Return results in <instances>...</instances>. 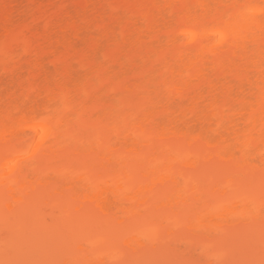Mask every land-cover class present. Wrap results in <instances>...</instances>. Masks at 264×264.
<instances>
[{"label": "bare ground", "instance_id": "bare-ground-1", "mask_svg": "<svg viewBox=\"0 0 264 264\" xmlns=\"http://www.w3.org/2000/svg\"><path fill=\"white\" fill-rule=\"evenodd\" d=\"M2 1L0 264H264V0Z\"/></svg>", "mask_w": 264, "mask_h": 264}, {"label": "rangeland", "instance_id": "rangeland-1", "mask_svg": "<svg viewBox=\"0 0 264 264\" xmlns=\"http://www.w3.org/2000/svg\"><path fill=\"white\" fill-rule=\"evenodd\" d=\"M7 1H8V0H7ZM70 3H71V2H70ZM3 4H4V5L6 4V6H8L6 1H5V3H4L3 1L1 2V0H0V6H3ZM22 4H23V5H22ZM24 4H25V2H22V3H21V6H22V7H20V6H16V7H19V8H20V9L18 8V9H19V10H18V13H17V11H16V13H17L18 15L20 14V10H21V9L24 10ZM19 5H20V4H19ZM71 5H73V8H74V4L71 3ZM4 7H5V6H4ZM4 7H3V8H4ZM16 7H15V8H16ZM66 7H67V6H66ZM68 7L70 8V6H68ZM68 7H67V8H68ZM15 8H14V11H15ZM75 8H76V6H75ZM75 8H74V9H75ZM97 8H98V7H97ZM106 8L108 9V7H106ZM0 9H1V8H0ZM16 9H17V8H16ZM71 9H72V6H71ZM71 9H70V11H71ZM104 9H105V8L103 7V10H104ZM101 10H102V9H101ZM103 10H102V11H103ZM1 11H3V9H2ZM14 11H13V15L15 16L16 14H14V13H15ZM55 11H57V8L54 9V12H55ZM72 11H74V10H72ZM102 11H101V12H102ZM30 12H33V11H30ZM34 12H36V10H35ZM59 12H60V11H59ZM59 12L57 11V13H59ZM78 12H80V11H78ZM78 12H77V13H78ZM103 12H104V11H103ZM106 12H107V11H106ZM108 13H109V9H108ZM27 14H28V13H27ZM27 14H26V15H27ZM80 14H82V13H80ZM80 14H78V15L81 16ZM103 14L105 15V13H103ZM18 15H16V17H17ZM23 15H24V14H23ZM23 15H22V16H23ZM26 15H25V16H26ZM31 15H32V13H31ZM31 15H30V16H31ZM34 15L36 16V13H34ZM83 15H85L86 18H88L89 16H90V17L93 16V15H90L89 12H85V14H83ZM86 15H88V16H86ZM106 15H107V14H106ZM27 16L29 17V15H27ZM57 17H58V16H57ZM82 17H84V16H82ZM26 18H27V17H26ZM26 18H25V19H26ZM104 18L106 19V17H104ZM25 19H24V18L22 19V17H21V18L17 21V23H20V24H21L20 26H22V24H24V23H23V22H24L23 20H25ZM28 19H29V18H28ZM83 19H84V18H82V21H84ZM93 19H94V18H93ZM105 19H104V20H105ZM22 21H23V22H22ZM87 22H88V21H86V23H85V22H83V23H84L85 27L88 28V30H89V28H92V29H93V26L95 25V23H96V25H97V22L95 21L94 24H91V26H90V22L93 23V21H91L90 18H89V22H88V24H87ZM81 23H82V22H81ZM15 24H16V23H15ZM52 24H54V23H52ZM55 24H56V23H55ZM18 27H19V26H18ZM94 27H95V26H94ZM40 29H42V26L39 25L38 30H40ZM95 29H96V28H95ZM95 29H93V30L90 29L91 31L89 30L88 32H89V33H90V32L92 33ZM85 31H87V29H85ZM85 31H84V32H85ZM87 34H88V33H87ZM2 38L5 39L4 36H2ZM0 39H1V37H0ZM3 42H4V41H3ZM3 42H2V44H3ZM0 46H1V45H0ZM44 61H45V60H44ZM44 61L40 63L41 65H43V68L41 69V67H40V68H39V71H40V69H41V71H42V70L45 71V69H46V67H47V60L45 61V63H44ZM42 63H44V64H42ZM39 66H40V65H39ZM49 66H51V65L49 64ZM49 66L47 67V69H49ZM44 68H45V69H44ZM51 68H52V66L50 67V69H51ZM47 69H46V70H47ZM52 70H53V69H52ZM31 71H32V70H30V72H31ZM33 71H36V70H33ZM33 71H32V72H33ZM48 71H49V70H48ZM22 72H23V70H22ZM22 72L19 71V72H17L15 75H16V77H17V76L19 77V78L17 77L18 82H19V81L21 82V80H23L21 83L24 82V85H25V88H26V86H27V85H26V83H27V82H26V79H28V80H31V79H29L28 76L23 77L24 74L22 75ZM45 72H46V71H45ZM49 72H50V71H49ZM51 72H52V71H51ZM56 72H57V71H56ZM0 73H1V70H0ZM23 73H24V72H23ZM47 73H48V72H47ZM2 74H3V73H2ZM26 74H27V73H26ZM53 74H54V72H53ZM53 74H52V75H53ZM15 75H14V77H15ZM49 75H51V73H49ZM54 75H55V74H54ZM54 75L52 76V78L54 77ZM4 76H5L7 79H8V77H9V78L12 77V76H8V77H7L6 75H4ZM29 76H30V75H29ZM57 76H58V73H57ZM1 77H2V76H1ZM5 77H2V78H5ZM48 77L51 78V76H48ZM2 78H1V79H2ZM25 78H26V79H25ZM50 78H49V80L51 81ZM55 78H56V76H55ZM1 79H0V80H1ZM13 79H16V78H13ZM13 79L10 81L11 83H12V81H14ZM17 79H16V80H17ZM53 79H54V78H53ZM4 80H5L4 83L7 84L6 86H8V85H9V84H8L9 81L6 82V79H4ZM2 81H3V79H2ZM20 82H19V83H20ZM25 82H26V83H25ZM29 82H30V81H29ZM51 82H52V81H51ZM2 84H3V83H2ZM14 84L16 85V83H14ZM0 85H1V84H0ZM15 85H14V86H15ZM19 85H20V84H19ZM21 85H22V87L19 86V88H20V87H21V88L24 87L23 84H21ZM6 86H4V87H1V86H0V87H1L2 90H3V89H5ZM10 86H11V85H9V87H10ZM14 86H13V87H14ZM11 87H12V86H11ZM11 87H10V88H11ZM13 87H12L11 92L14 91V90H16V88L18 87V85H17V87L15 86V89H14V90H13ZM27 87H28V86H27ZM7 88H8V87H7ZM27 89H28V88H27ZM0 90H1V89H0ZM2 90H1V91H2ZM7 90H8V89H7ZM7 90H5V91H7ZM19 90H20V89H19ZM1 91H0V92H1ZM9 91H10V90H9ZM23 91H25V90L22 89V90H21V93H22ZM17 92H18V88H17V91H16L15 93L17 94ZM6 93H7V92H5V94H6ZM8 93H9V96H10L11 93H10V92H8ZM2 94H3V93L0 94L1 97H2ZM29 94H31V93H29ZM3 95H4V94H3ZM6 95H7V94H6ZM6 95H4V96H6ZM18 95H19V94H18ZM4 96H3V97H4ZM7 96H8V95H7ZM6 99H7V98H6ZM6 99H5V101H6Z\"/></svg>", "mask_w": 264, "mask_h": 264}]
</instances>
